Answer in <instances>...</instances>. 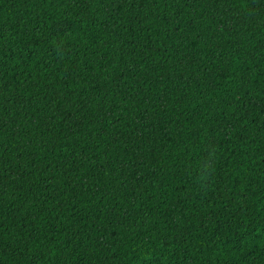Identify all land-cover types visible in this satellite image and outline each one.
<instances>
[{
    "label": "trees",
    "instance_id": "trees-1",
    "mask_svg": "<svg viewBox=\"0 0 264 264\" xmlns=\"http://www.w3.org/2000/svg\"><path fill=\"white\" fill-rule=\"evenodd\" d=\"M0 264H264V0H0Z\"/></svg>",
    "mask_w": 264,
    "mask_h": 264
}]
</instances>
